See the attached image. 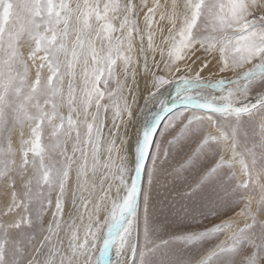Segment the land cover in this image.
I'll use <instances>...</instances> for the list:
<instances>
[{"label":"snow or ice","instance_id":"snow-or-ice-1","mask_svg":"<svg viewBox=\"0 0 264 264\" xmlns=\"http://www.w3.org/2000/svg\"><path fill=\"white\" fill-rule=\"evenodd\" d=\"M201 51L205 61L192 74ZM208 56L218 57L219 74L231 75L202 76ZM140 77L145 104L159 110L137 129L130 162ZM170 88L171 105L162 98ZM177 105L184 110L165 132L177 121L182 133L194 124L199 132L208 120L218 135H205L169 172L167 149L154 137ZM221 142L230 157L177 192L168 177L179 178ZM234 167L243 179L236 171L221 178ZM262 178L264 0H0V185L11 198L3 216L13 214L0 221V264H264ZM214 181L215 200L184 204L176 215L199 224L243 203L240 219L164 238L167 225L149 214L153 187L190 200ZM213 239L195 260L175 247Z\"/></svg>","mask_w":264,"mask_h":264},{"label":"rangeland","instance_id":"rangeland-1","mask_svg":"<svg viewBox=\"0 0 264 264\" xmlns=\"http://www.w3.org/2000/svg\"><path fill=\"white\" fill-rule=\"evenodd\" d=\"M196 57H199L200 59L196 61L195 65H193L192 74H194V72L201 66V63L205 61V54L202 51L197 52L196 56L193 57V60H196ZM206 59L208 61H211V64L210 67L208 69H205V71L202 73V76H204L205 78L219 79L222 75H231V73H218V70L215 67L218 57L208 56ZM189 63H191V61H189ZM139 84V93L137 96L136 104L133 106V123L128 126L127 131V149L130 162L134 160L137 129L141 127L145 118L150 112L159 110L158 104H153L151 102L145 104L144 97L147 95V90L145 88L143 77L139 78ZM173 95L174 88H170L167 92H165L164 97L162 98H166L169 102V105H171ZM254 96L255 93L253 94L252 102H254ZM131 102L132 99L131 97H129V103ZM183 110L184 109L182 106L177 105V107L173 108L170 113L166 114L165 118L161 121L158 131L154 137L155 141L160 142L162 147L167 149V163L163 165V168L169 172L172 170V168L183 163L189 156L193 154L199 142L203 140L205 135H218L216 130L213 128L211 121L208 120L204 121V128L199 132L196 131L197 126L194 124L190 126V130H186L182 133L181 123L179 121L176 122V126L174 128H171L165 132L164 126L169 122L170 119H173L179 112ZM110 123L111 121H109V124ZM121 131H123V129H121ZM25 132L27 134V129H25ZM161 132H164L163 136L160 135ZM16 139L17 134H14L13 140L15 141ZM14 146L18 147V145ZM151 151H156L155 145H153ZM221 156H224L226 160L230 157L228 145L224 144L223 142H221L220 144H212L209 147H206L200 154L193 168L184 170L179 178L169 176L168 182L174 186L177 192L183 193L188 189L190 185L195 184L196 181L199 180L200 175L208 168L212 167L215 161L218 160ZM147 164L148 166L151 165L150 158L147 161ZM130 166L134 168V164H130ZM230 171H236L237 178L243 179V177L240 175L238 167H234V169L231 170L225 168L221 173V178L227 175ZM262 180H264V178H262ZM215 183H217V181L205 185L190 200H183L180 197H175V199H173V196H175L174 192L170 195L169 193H166L163 188H157L156 186L153 187L151 191L149 214L154 224H158L162 228L165 224L167 225V228L162 233L164 235V238H168L170 236H174L187 231H203L205 227H211L212 224H218L221 222V220H227L229 218H232L233 220L240 219L235 216V213L239 212L240 208L243 207V203L236 205L235 207H230L223 210L218 208V215L216 217L209 216L207 220H204L202 217H200L201 223L199 224L193 223L191 220H184L183 222H181L180 218L176 215V210H179V208L184 204H187L191 208L193 202H200L205 196H212V198L215 200L216 197L212 192ZM142 185L143 188L147 190L148 184L146 172L142 177ZM220 195L223 196V193L221 192ZM10 199V190L6 189L3 185H0V221L11 219L13 216V214H10L8 217L3 216V213L7 209V205L10 203ZM173 204L175 205V210L172 207ZM143 215V195H141L138 207V238L141 240L143 229ZM50 219V213L46 214L44 217L45 225ZM219 239H224V236H220ZM215 243H218V239L207 240L193 246H184L182 244H177L175 245V247L176 250L180 252L186 259L195 260L199 258L200 254L205 249L211 247Z\"/></svg>","mask_w":264,"mask_h":264}]
</instances>
